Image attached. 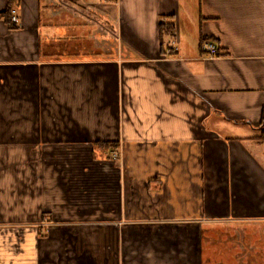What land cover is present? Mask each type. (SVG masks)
Segmentation results:
<instances>
[{"label":"crops","instance_id":"1","mask_svg":"<svg viewBox=\"0 0 264 264\" xmlns=\"http://www.w3.org/2000/svg\"><path fill=\"white\" fill-rule=\"evenodd\" d=\"M10 1L0 264L258 261L205 234L264 222V0Z\"/></svg>","mask_w":264,"mask_h":264},{"label":"rangeland","instance_id":"2","mask_svg":"<svg viewBox=\"0 0 264 264\" xmlns=\"http://www.w3.org/2000/svg\"><path fill=\"white\" fill-rule=\"evenodd\" d=\"M108 1V0H107ZM118 161V160H117ZM115 161V162H117ZM261 225L249 224V223H222L221 227H217L213 232H208L205 234V239L215 240L217 242H227V241H238L249 243L253 241L262 242V246L258 249V261L251 260L246 264H264V222L258 223ZM246 225H248L247 228ZM231 226V227H230ZM242 226V227H241ZM261 226V227H260ZM248 254L255 256L256 250L247 248Z\"/></svg>","mask_w":264,"mask_h":264},{"label":"trees","instance_id":"3","mask_svg":"<svg viewBox=\"0 0 264 264\" xmlns=\"http://www.w3.org/2000/svg\"><path fill=\"white\" fill-rule=\"evenodd\" d=\"M14 2L10 1V6L7 9L6 12L2 14L3 18L5 19V22L9 26L10 29L16 30L18 29L17 24L12 22V10ZM176 32V25H175V18L174 17H166L162 18L160 23V34L161 38L165 36L174 37Z\"/></svg>","mask_w":264,"mask_h":264},{"label":"built area","instance_id":"4","mask_svg":"<svg viewBox=\"0 0 264 264\" xmlns=\"http://www.w3.org/2000/svg\"><path fill=\"white\" fill-rule=\"evenodd\" d=\"M12 22L15 24L19 23L18 11L16 9L12 10ZM206 50L210 57H215L218 54V48L214 43H207ZM112 159L115 161L119 160V154L117 152L112 153Z\"/></svg>","mask_w":264,"mask_h":264}]
</instances>
